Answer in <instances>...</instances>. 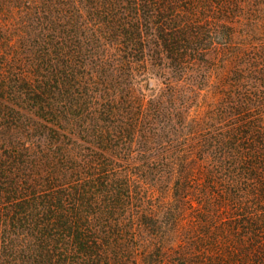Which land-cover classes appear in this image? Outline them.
Returning <instances> with one entry per match:
<instances>
[{"label":"rangeland","instance_id":"1","mask_svg":"<svg viewBox=\"0 0 264 264\" xmlns=\"http://www.w3.org/2000/svg\"><path fill=\"white\" fill-rule=\"evenodd\" d=\"M104 5L0 0V155L63 181L110 161L131 188L136 264L196 261L233 238L241 206L264 217V0H182L199 38L173 56L147 22L128 51L98 17ZM67 57L77 80L56 88L48 78ZM109 104L121 118L103 122Z\"/></svg>","mask_w":264,"mask_h":264},{"label":"trees","instance_id":"2","mask_svg":"<svg viewBox=\"0 0 264 264\" xmlns=\"http://www.w3.org/2000/svg\"><path fill=\"white\" fill-rule=\"evenodd\" d=\"M103 1L98 17L128 51L137 52L142 45V22L155 26L171 56L183 55V43L199 38L196 27L181 23L182 0ZM67 59L48 78L56 81V88L60 76L77 80V63ZM42 84L46 86V80ZM98 112L103 122L121 118L113 104ZM97 133L104 142V131ZM117 133L116 138H124L122 132ZM244 133L236 129L232 135L238 145ZM246 150L248 154L249 147ZM244 158L249 164V157ZM100 161L84 175L63 181L56 172L31 174L26 170L30 161L23 155H0V264H136L135 240L123 222L132 200L131 188L110 161ZM230 221L232 239L223 237L225 243L212 245L196 261L191 255L178 254L174 263L264 264V217L241 206Z\"/></svg>","mask_w":264,"mask_h":264}]
</instances>
